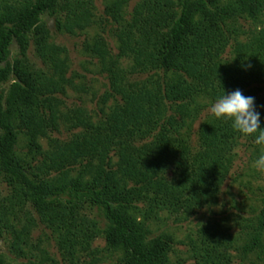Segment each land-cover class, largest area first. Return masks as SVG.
Returning <instances> with one entry per match:
<instances>
[{
	"label": "trees",
	"instance_id": "obj_1",
	"mask_svg": "<svg viewBox=\"0 0 264 264\" xmlns=\"http://www.w3.org/2000/svg\"><path fill=\"white\" fill-rule=\"evenodd\" d=\"M130 3L104 0L99 16L94 0H0V234L11 235L17 257L44 226L68 264L95 259L100 238L121 253L119 264H185L170 259L172 239L147 241L146 222L186 220L215 204L241 141L254 140L212 114L194 140L205 102L239 89L255 98L264 127V0H139L129 11ZM46 15L60 34L101 29L84 44L108 76L105 104L114 103L97 122L64 112L73 86L68 51L53 42ZM14 42L19 56L9 63ZM11 77L18 82L5 98ZM62 126L77 131L53 137ZM88 207L102 209L108 227ZM260 226L253 248L264 217ZM234 244L221 224H206L190 239L194 264H233ZM43 254L42 264L57 263Z\"/></svg>",
	"mask_w": 264,
	"mask_h": 264
},
{
	"label": "rangeland",
	"instance_id": "obj_2",
	"mask_svg": "<svg viewBox=\"0 0 264 264\" xmlns=\"http://www.w3.org/2000/svg\"><path fill=\"white\" fill-rule=\"evenodd\" d=\"M97 14H104V0H94ZM227 2V0H222ZM139 0H131L129 11H132ZM51 31L52 40L56 44L64 47L68 51L69 74L68 77L73 82V86L68 88L67 96L64 98L66 109L64 112L70 114L72 111L81 110L97 122L102 117V111L110 112L114 105L113 101L105 104L106 93L110 91V83L106 73L102 68L98 58L90 56L84 50V44L101 33V29L92 28L87 32H79L75 36L60 34L56 32L54 20L49 16L43 17ZM104 37L109 42L114 54H117L116 43L109 34ZM243 38V37H242ZM9 63H13L19 56V48L14 42L10 47ZM33 53H30L32 57ZM122 66H129L127 61H123ZM146 79V76L141 78ZM18 81L11 77L2 85V92L6 98L9 90ZM207 107L202 111L196 123L193 125L194 140L199 126L207 117L211 115L209 108L211 103L205 102ZM77 130L70 132L68 128L62 126L60 133H54L53 137L62 140L68 139ZM20 142L18 150L24 154L27 152L25 140L19 136ZM44 148L47 144L43 142ZM264 153V145H256L253 141L242 140L236 150V158L231 174L222 187L221 193L215 204L205 207L196 215L186 219L178 220L175 216L162 215L159 220L146 222L147 241L152 242L157 238L166 237L174 242V253L169 255L173 262L181 261L185 264H194L190 247V239L195 238L197 231L206 224L219 223L227 230L234 240V249L231 251L233 264H264V234L260 246L253 248L255 233L260 229L261 220L264 217V171L257 170L253 162L258 155ZM4 195L7 189L0 187ZM88 217L96 219L103 228L108 227V221L102 209L88 207L86 211ZM23 217V216H22ZM138 222L143 220L137 219ZM11 235L6 231L0 234V264H42L43 252L55 259L56 264H68L62 260V256L57 250L56 235L44 226H39L32 231L31 245L25 248L26 257H17L10 250ZM249 247L253 249L250 250ZM101 251L93 258L85 254L83 260L86 264H119L121 253H111L107 251V243L104 239H97L92 245V250ZM94 259V261H93ZM45 264H53L46 262Z\"/></svg>",
	"mask_w": 264,
	"mask_h": 264
},
{
	"label": "clouds",
	"instance_id": "obj_3",
	"mask_svg": "<svg viewBox=\"0 0 264 264\" xmlns=\"http://www.w3.org/2000/svg\"><path fill=\"white\" fill-rule=\"evenodd\" d=\"M209 112L216 119L230 121L241 135L253 136L256 145H264V127L254 97L243 95L239 89L230 93L223 90V95L211 104ZM253 166L264 171V153L258 155Z\"/></svg>",
	"mask_w": 264,
	"mask_h": 264
}]
</instances>
